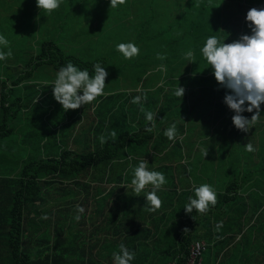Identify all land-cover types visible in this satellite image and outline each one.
<instances>
[{
  "label": "trees",
  "instance_id": "1",
  "mask_svg": "<svg viewBox=\"0 0 264 264\" xmlns=\"http://www.w3.org/2000/svg\"><path fill=\"white\" fill-rule=\"evenodd\" d=\"M263 6L126 0L110 10V0H60L46 13L36 0H0V36L10 42L0 51H12L0 60V140L17 133L33 142L9 153V165L1 163L9 150L0 152V264H114L121 243L135 253L131 264H264V104L258 122L238 130L224 102L230 90L201 51L210 36L232 43L251 34L247 12ZM129 42L140 49L130 60L116 49ZM68 61L90 76L99 62L109 75L103 96L65 112L52 84ZM138 95L156 114L151 133L131 102ZM173 123L175 141L164 135ZM141 160L167 180L154 212L144 208L151 186L137 196L131 184ZM202 184L217 204L186 213ZM77 205L85 209L79 221ZM198 243L205 249L191 263Z\"/></svg>",
  "mask_w": 264,
  "mask_h": 264
},
{
  "label": "clouds",
  "instance_id": "2",
  "mask_svg": "<svg viewBox=\"0 0 264 264\" xmlns=\"http://www.w3.org/2000/svg\"><path fill=\"white\" fill-rule=\"evenodd\" d=\"M36 3L37 7L46 13H51L60 7V0H36ZM125 3L126 0H110V10ZM36 19L39 20V16ZM246 20L251 34H243L232 43L221 42L217 36H210L201 49L218 84L230 90V94L225 95L224 102L235 113L232 117L234 126L243 132H248L258 122L261 105L264 104V8L250 9L247 12ZM9 43L4 36H0V45L8 47ZM116 49L129 60L138 56L140 51L133 42L118 44ZM11 56L10 48L7 52L0 51V60L6 61ZM186 58L190 62H195L192 51L186 53ZM157 59L163 60L165 56L157 54ZM93 70L94 75L90 76L86 68L81 70L72 61H68L65 66L60 67L52 86L54 98L62 105L65 112L91 104L97 97L104 95L105 81L109 73L99 62L93 64ZM160 70H165L164 65L160 66ZM174 95L182 98L185 95V89L178 86ZM146 98V95L143 97L138 95L131 102L141 105L140 111L145 113L146 120L151 125L146 126L145 131L151 133L155 128L156 114L143 108L142 99L146 100ZM254 109L255 112L251 119L242 115L245 111L253 112ZM163 119H166V116ZM116 135L117 133L113 130L111 136L115 137ZM164 135L169 140L175 141L178 138L176 124H171L165 130ZM99 139L101 144L106 143L105 136L101 135ZM244 147L248 152L255 151L250 142ZM206 155L207 153H205ZM166 183L165 175L162 172L150 170L146 160H141L138 166L133 168L131 184L134 186L135 194L139 196L147 186H151V191L144 195L147 201L145 210L154 212L162 206V200L157 192ZM194 192L195 198L189 197V202L184 207L188 214L193 213V210L201 215L206 214L210 210V206L214 207L218 202L215 189L209 184L195 187ZM84 211L82 206H76L75 219L77 221L81 219V214ZM42 218L47 219L46 216ZM222 226L223 221L216 224L215 230L219 231ZM183 231L185 234L190 230L185 228ZM112 255L114 264H131V261L135 259V253L131 252L123 243L119 245V252H114Z\"/></svg>",
  "mask_w": 264,
  "mask_h": 264
},
{
  "label": "rangeland",
  "instance_id": "3",
  "mask_svg": "<svg viewBox=\"0 0 264 264\" xmlns=\"http://www.w3.org/2000/svg\"><path fill=\"white\" fill-rule=\"evenodd\" d=\"M263 8H264V6H263ZM13 71H16V69H14ZM1 73V72H0ZM8 73H9V71H8ZM2 74V73H1ZM40 116V115H39ZM37 120H39V119H37ZM45 122L46 123H48L49 122V120L48 119H45ZM23 137V136H22ZM21 138V137H20ZM20 138H19V136H18V134L16 133V134H12L8 139H1L0 140V152L2 153V152H6V151H8L7 152V154H8V156H6V159H3V161L1 162V163H7V165H9V163H11V157H10V154L9 153H14V152H16V151H18V149H20L21 147H28V148H30L31 149V146H33V142H32V140L31 139H25V140H20ZM16 141V142H15ZM9 142V143H8ZM13 142H15V143H13ZM5 143V144H4ZM4 153H2V154H4ZM0 159H1V157H0ZM17 165H15L14 167H16ZM13 167V168H14ZM18 172H19V170H18ZM148 188L146 187L145 188V191L147 190ZM206 259H207V257H206ZM212 261V260H211Z\"/></svg>",
  "mask_w": 264,
  "mask_h": 264
},
{
  "label": "built area",
  "instance_id": "4",
  "mask_svg": "<svg viewBox=\"0 0 264 264\" xmlns=\"http://www.w3.org/2000/svg\"><path fill=\"white\" fill-rule=\"evenodd\" d=\"M205 249V244L204 243H198L195 244V246L192 248V252H191V263L192 261H194L198 256H200L201 251Z\"/></svg>",
  "mask_w": 264,
  "mask_h": 264
},
{
  "label": "water",
  "instance_id": "5",
  "mask_svg": "<svg viewBox=\"0 0 264 264\" xmlns=\"http://www.w3.org/2000/svg\"><path fill=\"white\" fill-rule=\"evenodd\" d=\"M9 73H11V71Z\"/></svg>",
  "mask_w": 264,
  "mask_h": 264
}]
</instances>
